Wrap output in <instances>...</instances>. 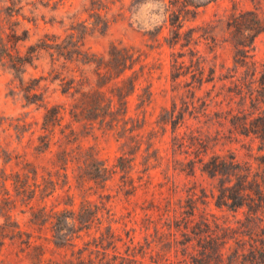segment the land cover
Wrapping results in <instances>:
<instances>
[{
  "label": "rangeland",
  "instance_id": "1",
  "mask_svg": "<svg viewBox=\"0 0 264 264\" xmlns=\"http://www.w3.org/2000/svg\"><path fill=\"white\" fill-rule=\"evenodd\" d=\"M172 10L180 15L183 23L181 41L175 49H171L166 41L173 37ZM248 11L264 18V0H0V168H7L9 173L23 172L24 164L29 162L38 168L40 183L50 180L57 183V192L46 200V204L34 203L35 212L45 205L48 211L53 208L78 211L85 195L79 188L80 178L92 171L90 168L79 169L78 160L65 171L59 160L60 152L66 149L77 156L78 145L85 150L95 148L99 159L113 167L123 153L124 141H118L117 136L98 129V126L93 129L85 121H75L66 112L62 124L55 128L56 136L50 150L40 153L39 138L45 134V107L63 105L70 110L73 99L62 92L61 81L56 79L49 54L41 53L38 60L23 68L22 74L13 69V61L19 55H25L27 48L46 34L62 38L71 34L81 36L85 48L99 55L106 54L111 44L133 46L144 53L148 64L146 71L149 72L141 78L140 90L129 99L130 115L140 120L146 117L147 122L142 153L137 159L138 173L134 178L140 184V172L149 166L152 179L136 196L122 190L120 175L108 183L106 191L91 182L87 187L92 190L86 195L96 204L106 203L112 210L117 222L115 228L123 238L119 245L121 254L126 257L124 243L129 240L126 232L134 228L137 242H140L136 253L145 245L146 234L141 227L150 202L153 198L160 201L170 196L174 182L184 190L179 197L186 198V191L192 186L199 195L204 190L209 202L207 209L220 223L234 228L242 224L243 230L250 226L260 232L261 227L264 228V213L259 219L249 221L247 209L237 213L226 208L218 209L211 197L218 180L200 171L195 177L188 175L187 163L195 157L192 153L194 147L190 141L187 146L180 147L172 125L164 130L159 123L164 110L171 111L175 104L178 110L183 108L185 123L178 134L188 137L192 132H200L209 136L210 147H213L210 152L234 154L238 162L264 184V32L255 39L249 53L248 61L256 65L238 67L235 63L237 50L228 30L232 15ZM12 30H17L21 36L28 31L29 39L13 45L8 38ZM213 36L216 37L214 43L210 39ZM192 50L199 52L197 57L202 58L206 70L203 85L197 79L193 80L189 73L195 69L190 68ZM178 54L184 55L179 61L185 62L182 72L188 75L175 82L172 74ZM211 67H216L217 72L214 81L206 83ZM81 69L92 71L93 68L69 63L62 72L68 76ZM149 83H152L153 98L143 107L139 95ZM29 95L34 97L26 99ZM204 103L208 105L206 115ZM242 118L243 134L232 125ZM149 138L154 146L146 151L148 145L145 142ZM146 160L148 165H143ZM68 194L74 196V207L65 205L69 202ZM101 194L109 195L110 200H102ZM153 217L157 220L158 213ZM13 218L41 240L51 238L52 228L63 224L52 218L41 223L42 226L35 225L37 217L32 216L23 202L13 210ZM4 221L0 211V225ZM149 234H154L152 227ZM18 253V245L8 241L0 254V264H30L22 260V255L17 256ZM175 261L172 257L169 262H160L173 264ZM147 262L150 263L151 259L147 258Z\"/></svg>",
  "mask_w": 264,
  "mask_h": 264
},
{
  "label": "trees",
  "instance_id": "2",
  "mask_svg": "<svg viewBox=\"0 0 264 264\" xmlns=\"http://www.w3.org/2000/svg\"><path fill=\"white\" fill-rule=\"evenodd\" d=\"M171 15L173 37L166 41L171 49H175L181 41L183 23L176 11L172 10ZM228 30L237 50L236 65H256L255 62L248 61L249 53L255 39L264 32V18L252 11L234 14L228 22ZM23 33L21 36L17 30H12L8 35L9 42L17 45L27 41L28 31ZM160 33L161 31L156 38ZM210 39L212 43L216 42V37ZM190 43L191 40L189 45ZM43 52L51 56L56 79L61 81L62 92L71 96L73 104L70 110L63 105L45 107V134L39 138L38 151L43 154L50 150L56 136L55 128L62 124L65 113L69 112L75 121H85L93 129L98 126L104 132L113 133L118 141L123 140V153L116 164L110 167L99 159L95 148L85 150L78 145L80 151L77 156L66 149L60 152L59 160L65 171L76 160L79 169L90 168L92 171L86 176L84 173L80 178L79 188L85 195L78 211H57L55 208L48 211L45 205L39 213L35 212L34 203L41 201L46 204V200L57 192V183L52 180L40 183L38 168L29 162L24 164L23 172L9 173L7 168H0V211L5 220L0 225V254L10 241L19 247L17 256L22 255V260H27L30 264H161L160 261L169 262L172 257L176 260L173 264H264V228L261 227L260 232H256L250 226L243 230L240 221L238 223L241 227L238 228L220 223L207 209L209 202L204 190L199 195L196 187L192 186L186 191V198L179 197L184 190L175 182L170 196L160 201L153 198L150 202L141 227V231L146 234L145 245L140 246L137 254L136 250L140 245L137 242V230L134 228L127 231L129 240L124 243L127 250L126 257L123 256L119 247L123 238L115 228L117 222L112 210L104 202L99 205L90 200L86 195L92 187L88 188L87 185L93 182L102 191H106L108 183L120 175L122 190L128 195L136 196L139 190L147 188V183L152 179L149 166L140 172V184L134 178L135 173H138L137 159L142 153L143 131L147 122L146 117L142 120L132 117L129 107V99L140 90L141 78L149 75L146 71L147 58L141 49L133 46L111 44L106 54L99 55L85 48L81 36L71 34L62 38L46 34L36 44L29 46L25 55H19L13 61V69L18 74L24 73L23 68L32 65ZM198 54L193 50L190 52V68L195 69L189 73L193 80L197 79L203 85L206 70L202 58L197 57ZM182 57L184 55L178 54L175 58V71L172 74L175 82L188 75L182 72L186 66L184 61H179ZM69 63L93 69L72 71L65 76L62 71ZM209 70L206 83L213 82L217 72L216 67ZM262 78L264 85V74ZM143 90L139 98L144 107L152 102V83ZM30 97L34 96L29 95L26 99ZM204 108L206 115L208 105L205 103ZM185 117L184 109L178 110L175 104L171 111L164 110L159 123L164 130L169 124L172 125V132L180 147L187 146L189 141L194 147L192 153L195 157L187 163L188 175L195 177L197 171H200L203 175L218 180L211 196L218 209L226 208L235 213L247 209L249 221L259 219V215L264 213V184L253 177L250 169L243 167L234 154L222 155L215 150L210 152L213 147H210L209 136H203L200 132H192L188 137L178 134L185 123ZM232 125L243 134V118ZM72 133H75L74 130ZM258 133L260 132L256 134ZM151 141L152 138H149L145 142L148 145L146 151L154 146ZM143 165H148V161ZM145 176L148 181H144ZM99 197L102 200L111 198L104 194ZM67 199L69 202H65V205L74 207V196L68 194ZM20 202L28 207L33 217H37L35 225L42 226L41 223L52 218H57L58 223L63 224L52 228L51 238H35L33 233L22 228L13 218V210ZM156 213L157 220L153 217ZM151 227L154 234H149ZM147 258L151 259L150 263Z\"/></svg>",
  "mask_w": 264,
  "mask_h": 264
}]
</instances>
